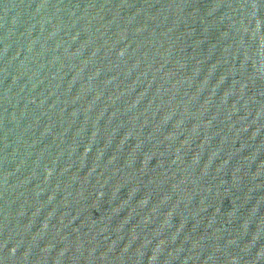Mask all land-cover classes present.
Returning <instances> with one entry per match:
<instances>
[{
	"label": "water",
	"instance_id": "1",
	"mask_svg": "<svg viewBox=\"0 0 264 264\" xmlns=\"http://www.w3.org/2000/svg\"><path fill=\"white\" fill-rule=\"evenodd\" d=\"M0 264H264V0H0Z\"/></svg>",
	"mask_w": 264,
	"mask_h": 264
}]
</instances>
